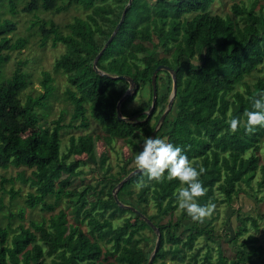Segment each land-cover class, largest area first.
Here are the masks:
<instances>
[{
    "label": "trees",
    "instance_id": "16d2710c",
    "mask_svg": "<svg viewBox=\"0 0 264 264\" xmlns=\"http://www.w3.org/2000/svg\"><path fill=\"white\" fill-rule=\"evenodd\" d=\"M6 1L14 14L19 1H24L25 12L41 8L61 12L73 4L92 12L69 23L67 34L53 20L45 22L36 17L43 43L51 39L53 46L59 42L66 46L65 53L56 59L55 70L67 74L71 85L67 90L72 104L68 124L63 123V117L53 120L52 127L40 120L37 109L46 106L54 90L49 72L43 73L41 81L45 92L28 96L25 101L21 93L31 82L27 72L18 67L12 75L0 80V168L21 167L19 178L34 187L24 200L28 207L55 211L64 204L48 220H31L29 226L23 221L24 210L10 213L6 225L0 220V264L148 263L155 248V232L137 213L120 207L111 192L105 195L110 180L120 182L134 168L122 167L118 173H112V166H105L107 153L97 156L93 134L72 135L63 149L61 130L88 128L89 112L103 128L108 145L121 139L139 152L144 137L152 134L167 108L173 89L172 75L161 70L157 103L147 116L145 112L153 99L152 74L160 64L169 65L176 72L177 93L156 136L181 145L198 167H204L201 179L208 191L199 202H213L216 208L212 217L202 222L191 219L186 210L176 216L178 203L174 193L180 186L179 180L149 181L141 171L131 176L118 190V198L142 211L160 228L161 242L152 264H264V259L261 261L264 244L256 233L264 214L253 216L237 211L233 239L226 232L215 235L213 225L222 204L231 205L242 193L258 199L245 187H253L258 172H261L258 184L264 185V164L259 154L264 127L246 131V109L251 108L252 97L264 90V77L254 82L245 79L264 65V4L256 11V0L251 7L236 2L232 13L223 16L211 12L214 0H132L118 32L97 62L104 72L131 76L139 86L121 105L123 115L135 119L124 121L118 117L117 104L129 82L100 74L94 61L121 20L129 0H117L115 7L108 0ZM16 30L14 20L0 18V67L10 60V54L4 51L22 49L27 43L24 38L12 41L10 34ZM161 52L169 55L158 56ZM162 72L167 75L162 76ZM147 85L148 100L129 112V102ZM233 117L241 120L236 132L230 130ZM79 151L87 155V162L105 166L104 186L73 185L75 178L84 172L80 168L82 161L74 157ZM134 158L131 155L127 163ZM12 179L3 177L0 188L6 192L4 184ZM140 180L145 185L131 199L135 191L130 186ZM9 192L13 199L20 193L14 188ZM151 199L157 207L153 214L143 206ZM4 206L1 197L0 209ZM68 210L74 219L72 223ZM125 213L138 217L134 225ZM16 217L20 222L13 226ZM145 229L154 236H149ZM224 239L232 245L231 257L223 250Z\"/></svg>",
    "mask_w": 264,
    "mask_h": 264
},
{
    "label": "rangeland",
    "instance_id": "374dc122",
    "mask_svg": "<svg viewBox=\"0 0 264 264\" xmlns=\"http://www.w3.org/2000/svg\"><path fill=\"white\" fill-rule=\"evenodd\" d=\"M117 0H108L112 5L116 6ZM255 0H214L211 12L213 14H221L223 16L232 13V6L234 3L238 2L240 4H245L248 7H251L252 3ZM6 0H0V18H10L14 20L17 24V30L10 34L12 41H16L17 39L24 38L27 40L26 45L22 49L13 50V51H4L5 53L10 54V60L5 62L0 67V80L3 77H8L12 75L15 70L20 67L22 70L27 72L29 76V80L31 81L29 86L22 91L21 99L25 101L28 96H38L45 92V88L43 87L41 81L43 78L44 72H49L53 78L51 85L54 86V90L52 94L49 96L46 102V106L39 107L37 110L39 111L40 120L43 121V125L52 127V121L56 120L60 117H63V123L68 124L71 120V112H72V104L68 100L67 90L71 86L68 80L67 74H65L61 70H55V62L56 59L59 58L66 51V46L59 42L57 45L53 46L52 40L48 39L45 43H43V36L40 30V22H37L36 17L39 16L42 20H46L45 22L53 20L58 26L59 29L65 34L70 32V29L67 25L75 20L76 17L86 18L89 13L92 12V9H86L83 5L73 4L69 8L64 11L56 12V11H46L44 9H38L34 12H25L22 11L24 6V1H19V5H17V12L14 14L10 11V7ZM100 4V3H99ZM264 4V0H256V11H259L260 5ZM169 55L168 53L161 52L158 56ZM259 70H255L254 72L248 74L245 79L250 82L256 81L258 77H264V65L259 66ZM162 76H166L167 73L162 72ZM240 89H244V86L238 85ZM150 94V87L147 85L145 90L138 93L136 97L129 102L127 109L129 112H132L134 109L140 106V103L143 100H148ZM171 96V94H170ZM88 122L89 127H80V128H64L61 130L63 149H66L69 145V139L72 135L78 137L82 134H93L96 139V153L99 157L102 153H107L108 160L105 166H112V173L116 174L122 167H128L136 169L137 166L135 164V160L129 161L131 155H136L138 152L136 150L131 149V145H127L121 139H114L111 144H107L104 140L105 132L103 128L99 125V123L91 117L88 112ZM171 118V116H170ZM145 120V119H143ZM155 122V119L152 120V123ZM79 124V121L76 122ZM137 142L140 139H136ZM142 144V143H141ZM143 145V144H142ZM74 157L80 161H82V165L80 166L83 169V173L81 177L75 178L73 185L81 186L82 184L91 183L93 185L98 184V186H104L105 181V172L101 166L95 165L90 161L87 162V155L83 151H79L76 153ZM261 154V162L264 164V140L261 143V150L259 151ZM21 168V167H20ZM14 166H10L6 169L0 168V186H2L1 180L3 177L8 179L13 178L12 180H8L4 186L6 188V192L0 188V198H4L5 206L0 209V220L3 225L8 223V215L12 212L18 213L19 210L25 211V219L23 220L27 226H29V222L31 220L42 221L44 219L48 220L51 215L58 213V211L64 206L62 203L55 211H47L41 210L40 208L32 209L28 207L24 200L26 194L29 191H33L34 187L29 185V182L23 181L18 176V169ZM30 169L27 171L30 173ZM261 177V172H258L256 179L253 180V187L245 186L246 189L256 194L258 199L255 196H249L246 193H242L235 201L232 202L231 205L222 204L219 208V215L216 216L213 220L214 232L215 235L217 233H227L229 239H233L236 236L237 227V211H241L242 213L251 214L258 216L259 214H264V198L261 200L260 197L264 196V185L260 186L258 184V180ZM83 179V180H82ZM119 182L116 180H110L108 186L105 188V195H108L110 192L113 194V190ZM14 188L15 190H19L20 193L14 199L11 197L9 190ZM130 189H133L134 194L131 195V199L137 197V193L140 190V186L138 184H132ZM107 193V194H106ZM122 202V201H121ZM143 206H146L149 214H153L156 212L157 207L154 203V200H150L148 203H143ZM68 212V219L72 223L74 221L72 214ZM183 210H180L179 207L175 210V215H181ZM124 215L130 216L132 218V225L138 220V217L125 213ZM215 215V214H214ZM212 217V215L210 216ZM121 221V220H120ZM18 217L14 218L13 226H17L19 223ZM83 227L87 230V226L83 225ZM149 236L153 237V233L149 229L144 230ZM154 231V230H153ZM155 232V231H154ZM258 235L261 236V242L264 244V219L260 220V229L256 231ZM156 234V233H155ZM157 238V234H156ZM242 236L239 237V240H242ZM212 242V241H211ZM203 240L200 239L198 245L201 246ZM223 250L227 255L233 256L232 245L228 243L227 240H223ZM153 244V242H151ZM156 244V242H155ZM213 246H217L218 243H210ZM263 258L261 261H263ZM49 260V259H48Z\"/></svg>",
    "mask_w": 264,
    "mask_h": 264
},
{
    "label": "clouds",
    "instance_id": "9594fccd",
    "mask_svg": "<svg viewBox=\"0 0 264 264\" xmlns=\"http://www.w3.org/2000/svg\"><path fill=\"white\" fill-rule=\"evenodd\" d=\"M246 131L253 132L256 126L264 127V90L252 97L251 108L246 109ZM241 123L240 117L230 120V130L236 132ZM143 146L135 155V164L149 181L157 182L167 178L180 182L174 193L180 210H186L191 219L202 222L210 217L216 204L213 202L200 203L199 198L208 191L201 176L205 169L197 166L179 144H174L166 137L145 136ZM144 186L145 181L137 182Z\"/></svg>",
    "mask_w": 264,
    "mask_h": 264
},
{
    "label": "water",
    "instance_id": "95a60500",
    "mask_svg": "<svg viewBox=\"0 0 264 264\" xmlns=\"http://www.w3.org/2000/svg\"><path fill=\"white\" fill-rule=\"evenodd\" d=\"M132 3V0H129L127 6L124 9V12L122 14L121 20L119 21V23L117 24V26L115 27L113 33L111 34L110 38L108 39V41L105 43L104 47L102 48V50L100 51V53L97 55L95 61H94V68L96 69L97 72H99L100 74L103 75H108L112 78H123L125 80H127L129 82V87L126 90V92L123 94V96L120 98V100L118 101L117 104V114L119 119H122L124 121H133L135 119V117H127L125 115H123L122 110H121V105L123 103V101L130 97L132 94H134L135 92H137V90L139 89L138 84L136 83V81L128 75H111L108 74L106 72H104L103 70H101L98 65V59L100 58V56L102 55V53L104 52V50L108 47L109 43L112 41V39L114 38V36L116 35V33L118 32L124 17H125V12L128 9V6H130ZM161 70H166L168 71L171 75H172V79H173V89H172V93L171 96L169 98L168 104H167V108L165 109L164 113L162 114V116L160 117V120L158 121L154 131L152 132V134L150 136H155L159 130V128L161 127L162 123L164 122L165 118L167 117L168 113L170 112V110L173 107V102H174V98L176 96L177 93V75L176 72L174 71V69L172 67H170L169 65L166 64H160L156 67V69L154 70L153 74H152V89H153V99H152V105L150 107V109L148 111H146L145 113L147 114V116H149L157 103V98H158V73ZM140 172V170L138 168L132 170L124 179H122L119 184L117 185V187H115V189L113 190V195L117 201V203H119L120 207H125L128 209H131L132 211H134L135 213H137L140 217H142L148 224L149 226L155 231V233L157 234V238H156V244H155V248L150 256V259L148 261L147 264H152L155 258L156 253L159 250V246H160V242H161V231L160 228L154 223L152 222L142 211H140L139 209H137L136 207L132 206V205H127L124 204L123 202H121L118 198V190L120 189V187L128 180L130 179L131 176H133L135 173Z\"/></svg>",
    "mask_w": 264,
    "mask_h": 264
}]
</instances>
